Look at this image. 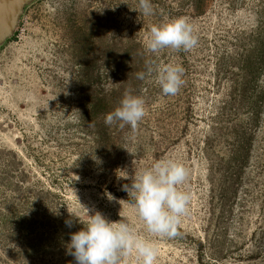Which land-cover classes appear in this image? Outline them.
<instances>
[{
	"label": "rangeland",
	"instance_id": "374dc122",
	"mask_svg": "<svg viewBox=\"0 0 264 264\" xmlns=\"http://www.w3.org/2000/svg\"><path fill=\"white\" fill-rule=\"evenodd\" d=\"M151 2L143 16L138 0H35L0 47V264H75L82 224L65 221L87 209L152 240L156 264H264V0ZM177 17L197 46L148 52L151 25ZM168 63L184 69L175 95L148 71ZM127 91L145 102L135 131L104 122ZM162 159L189 170L171 238L121 190Z\"/></svg>",
	"mask_w": 264,
	"mask_h": 264
},
{
	"label": "clouds",
	"instance_id": "9594fccd",
	"mask_svg": "<svg viewBox=\"0 0 264 264\" xmlns=\"http://www.w3.org/2000/svg\"><path fill=\"white\" fill-rule=\"evenodd\" d=\"M134 10L143 16H150L154 11L151 0H138V9ZM197 44L194 26L184 17L151 25L145 40L146 50L154 54L165 48L190 51ZM148 71L156 72L164 95L177 94L183 84L184 69L178 64H162ZM144 77L145 73H137L138 79ZM144 116V99L127 91L120 105L106 114L104 122L121 128L128 125L135 131ZM123 172L117 170L118 179H129ZM188 177L189 170L183 164L162 159L135 173L130 185H121L148 233L169 238L178 234L181 218L188 213L191 201V194L179 190L178 186ZM68 212L70 218L65 221L66 226L71 228L74 222L82 224L79 231L70 234L67 244V252L74 257L75 264H122L126 257H134L136 264H156L155 243L139 235L125 219L110 221L101 212L89 214L87 209L88 219L82 222L74 213Z\"/></svg>",
	"mask_w": 264,
	"mask_h": 264
},
{
	"label": "water",
	"instance_id": "95a60500",
	"mask_svg": "<svg viewBox=\"0 0 264 264\" xmlns=\"http://www.w3.org/2000/svg\"><path fill=\"white\" fill-rule=\"evenodd\" d=\"M35 0H0V47L13 38L21 17Z\"/></svg>",
	"mask_w": 264,
	"mask_h": 264
},
{
	"label": "trees",
	"instance_id": "16d2710c",
	"mask_svg": "<svg viewBox=\"0 0 264 264\" xmlns=\"http://www.w3.org/2000/svg\"><path fill=\"white\" fill-rule=\"evenodd\" d=\"M82 48H83V50H88L89 49V41L85 40L82 44ZM89 62H91V60H89ZM89 62H87L86 65H89ZM96 108H100V104H98L96 107H94L93 108L94 110L92 109V111H97V110H95Z\"/></svg>",
	"mask_w": 264,
	"mask_h": 264
}]
</instances>
